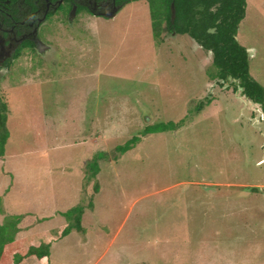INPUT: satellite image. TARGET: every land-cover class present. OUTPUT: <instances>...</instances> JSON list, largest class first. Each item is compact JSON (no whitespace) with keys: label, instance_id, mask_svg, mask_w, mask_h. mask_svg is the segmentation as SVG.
<instances>
[{"label":"rangeland","instance_id":"rangeland-1","mask_svg":"<svg viewBox=\"0 0 264 264\" xmlns=\"http://www.w3.org/2000/svg\"><path fill=\"white\" fill-rule=\"evenodd\" d=\"M50 21L40 39L47 48L23 50L0 71L10 133L0 222L31 217L18 226L16 238H27L19 260L83 205L86 238L74 231L53 242L51 264H264L261 107L209 79L212 53L190 36L166 32L159 44L145 0L115 18ZM237 40L264 86V0H247ZM180 120L188 121L179 132L149 134L113 160L146 126ZM100 154L94 194L84 179Z\"/></svg>","mask_w":264,"mask_h":264},{"label":"trees","instance_id":"trees-1","mask_svg":"<svg viewBox=\"0 0 264 264\" xmlns=\"http://www.w3.org/2000/svg\"><path fill=\"white\" fill-rule=\"evenodd\" d=\"M152 27L159 44H163L166 32L188 35L193 38L204 50L212 53L213 61L208 68V77L211 80L222 81L223 84L234 85V90L241 89V93L253 103L259 105L264 113V86L257 82L250 73L249 54L237 40L238 30L246 17L247 0H147ZM175 4L176 18L172 22L171 4ZM216 6V7H215ZM216 29L215 33H210ZM26 47H32L26 44ZM20 55H17V58ZM204 101L197 105L196 111L203 109ZM9 109L6 100L0 97V158L6 155L7 143L10 133L7 128ZM185 121L161 122L145 127L142 136H134L122 145H118L113 151V160H120L127 153L134 151L143 137L163 132H179L185 125ZM101 156V157H100ZM122 156V157H121ZM104 157L100 154L95 157L89 168L91 176L84 179L85 189L92 185L94 194L100 192L98 175L101 172L99 160ZM106 158V155H105ZM88 185V186H87ZM258 191V188L253 189ZM94 195L91 197L89 207L93 208ZM85 207L79 205L63 215L70 224L56 230L54 236L45 243H32L25 256L19 260L18 253L24 248V239H17L18 226H23L25 216H14L15 224H2L0 222V264H18L24 259L36 258L38 261L50 263L51 247L53 242H58L71 233L78 232L82 238H86L87 230L83 226L82 216ZM31 219L28 220V222ZM13 226L14 230H8ZM14 233V234H13ZM56 234V235H55ZM37 248V249H36ZM12 254L14 257H12ZM13 258V261H11Z\"/></svg>","mask_w":264,"mask_h":264},{"label":"flooded vegetation","instance_id":"flooded-vegetation-1","mask_svg":"<svg viewBox=\"0 0 264 264\" xmlns=\"http://www.w3.org/2000/svg\"><path fill=\"white\" fill-rule=\"evenodd\" d=\"M134 1L140 0H0V71H9L23 50L43 52L46 44L40 40L45 32L42 28L54 24L50 18H73L74 7L76 15L87 12L95 17L115 18L122 8ZM26 44L32 47L24 48Z\"/></svg>","mask_w":264,"mask_h":264},{"label":"water","instance_id":"water-1","mask_svg":"<svg viewBox=\"0 0 264 264\" xmlns=\"http://www.w3.org/2000/svg\"><path fill=\"white\" fill-rule=\"evenodd\" d=\"M171 8H172V22H174L175 18H176V9H175V4L174 3L172 4ZM75 15H76V8L74 7V9L71 12V17L74 18ZM209 32L210 33H215L216 29H211Z\"/></svg>","mask_w":264,"mask_h":264},{"label":"crops","instance_id":"crops-1","mask_svg":"<svg viewBox=\"0 0 264 264\" xmlns=\"http://www.w3.org/2000/svg\"><path fill=\"white\" fill-rule=\"evenodd\" d=\"M29 219H31V217L29 218ZM28 219V220H29ZM28 220L27 221H24V223L23 224H26V223H28ZM38 260V259H37ZM50 261H51V257H50ZM50 264H51V262H50Z\"/></svg>","mask_w":264,"mask_h":264}]
</instances>
